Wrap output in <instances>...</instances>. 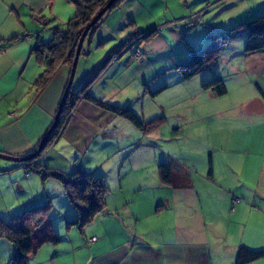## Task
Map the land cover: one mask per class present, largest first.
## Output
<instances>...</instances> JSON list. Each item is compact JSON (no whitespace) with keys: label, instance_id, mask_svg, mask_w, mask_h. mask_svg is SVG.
Here are the masks:
<instances>
[{"label":"crops","instance_id":"1","mask_svg":"<svg viewBox=\"0 0 264 264\" xmlns=\"http://www.w3.org/2000/svg\"><path fill=\"white\" fill-rule=\"evenodd\" d=\"M257 1L124 0L104 15L80 55L72 94L107 61L85 93L149 122L159 117H143L137 105L145 95L155 98L167 88L151 91L153 75L176 72L180 86L187 84L186 94L199 89L178 114L182 124H172L165 138L162 131L170 117H162L163 126L144 135L121 116L84 99V93L63 128L36 155L71 71V65L60 64L46 84L37 83L48 63L61 56L59 51L34 50L52 37L41 21L47 16L51 27H60L75 10L68 0H0V154L27 159H0V217L12 219L33 205L65 196L62 184L45 173L69 177L83 170L108 188L104 213L81 230L66 228L76 211L65 199L61 208L52 204L57 211L51 210L44 227L60 242L38 248L29 264H235L240 248L264 254V50L233 49L235 39L246 41V31L240 29L201 73L183 81L175 70L195 52L196 42L180 46L186 33L200 27L211 33L208 40L247 24L264 14V8L258 9L264 3L255 6ZM227 9L231 11L223 20L205 24L209 12L219 16ZM140 34L152 37L120 49ZM153 58L164 62L156 66ZM214 78L223 82V96L199 87ZM199 94L205 96L201 104ZM198 107L204 115L192 120L204 127L207 123L214 147L196 143L199 127L190 130L195 138L187 140L189 147L176 152L174 131L181 132ZM160 140H170L171 146L161 150ZM163 164L170 165L169 185L159 178ZM92 238L97 240L90 242ZM11 255V243L0 238V264H7ZM248 264H264V255Z\"/></svg>","mask_w":264,"mask_h":264},{"label":"trees","instance_id":"2","mask_svg":"<svg viewBox=\"0 0 264 264\" xmlns=\"http://www.w3.org/2000/svg\"><path fill=\"white\" fill-rule=\"evenodd\" d=\"M68 1L74 7V17L63 26L47 29L52 33L51 39L47 42H38L37 47L34 48V50L42 49L43 51L50 53L54 51L61 52V56L57 63H48V68L39 77L37 83L40 85L46 84L47 80L54 74L60 64L64 63L72 66L81 34L88 23L99 13V11H101V9H103L109 0ZM123 1L124 0H116L106 13L118 8ZM104 15L90 29L84 38L80 52L81 56L85 52V48H88V42ZM240 29L246 31L245 52L256 53L264 50V14H262L247 24L233 28L230 33L210 37L209 44L199 52L195 53L192 51L190 59L184 64L177 65L175 69L178 71L181 79L187 81L216 62L224 46L229 40L235 37V34ZM151 37L152 34L136 35L128 40L122 47H120V49L123 50L130 47L135 40L138 43L140 39L147 41ZM15 40L17 39H13V41ZM110 57L113 58L115 55L111 54ZM134 58H138V53L134 55ZM107 63V61H104L96 70V74L103 70ZM94 74L87 79L79 93L70 94L68 92L57 125L50 134L45 146L55 138L56 133L66 124L72 110L77 104V101L81 98L80 96L86 92L95 80L96 74ZM201 87L203 90L212 91L217 96H223L226 94L225 86L218 78L210 79ZM83 98L94 102L98 107L106 111L121 116L144 135L159 130L165 123V119L162 117L155 118L149 122H144L139 119L132 110L97 102L93 100L88 93H85ZM169 167L170 165L163 164L158 168L160 181L164 185H169L171 182L172 175ZM45 176L62 184L65 197L69 200L76 211V217L66 223L67 229L76 228L81 230L83 227L91 223L95 217L104 213L106 208L105 196L108 193V188L102 180L96 177L93 173L78 170L69 177H65L56 172L45 173L44 177ZM47 205L49 204L35 205L29 209H25L21 214L14 216L8 221V223L0 220V238L9 241L12 245V255L7 264H29L30 257L38 250V248L46 244L57 245L60 242V237L58 235L41 225L44 222L46 217L45 214L49 209ZM263 255V252H253L245 248H240L235 264H248L258 260Z\"/></svg>","mask_w":264,"mask_h":264},{"label":"rangeland","instance_id":"3","mask_svg":"<svg viewBox=\"0 0 264 264\" xmlns=\"http://www.w3.org/2000/svg\"><path fill=\"white\" fill-rule=\"evenodd\" d=\"M254 1H256V0H254ZM263 3H264V0H258L257 2L254 3V5L258 6V5L263 4ZM259 8H261V9L264 8V4L259 6L258 9ZM230 11L231 10L227 9L225 12H223L219 16H213L211 12H209V13L207 12L208 14L205 16L204 22L206 25L210 24V22H213V23L214 22H220L221 20H223L225 18L227 13H229ZM263 12H264V10H263ZM44 13L47 14L48 12L46 11ZM216 17H217V19H216ZM41 22H43L41 25H44V28L50 29L48 27L52 26V20L50 19V17H47V16L44 17L43 21H41ZM200 24L201 25L203 24L202 20H201ZM202 26L204 28V25H202ZM234 28H236V27H234ZM232 29L228 28L227 30H225L226 31L225 33H230V31ZM192 31H193V33L191 35H189V33ZM190 32H188L184 35L183 43L180 44V46L182 47V45H185L188 43L190 44L192 42H196L195 43L196 45L193 47V48H195L194 49L195 53L199 52L201 50V48L202 49L204 48L205 43L210 41V37L217 36V34L210 35L209 39L207 40L206 39L207 36L211 33L208 31L203 32L202 28H200V27H197L195 30H191ZM225 33H222V34H225ZM244 47H245V41L243 38H237L234 40L233 49H238L241 51ZM131 51L134 52L135 48L132 49ZM130 54L131 53L128 52L126 55L128 58L131 59ZM133 54L135 55L136 53L134 52ZM176 55H177V50H176ZM167 56H169L171 58L170 54ZM151 60L156 61V62H154V64L158 62L159 65L161 64V62H164V60L161 58H153ZM175 60H178V59L175 58ZM180 63H178V64H180ZM158 64H155V65L157 66ZM77 66H78V62H77L76 68H77ZM175 67L176 66H174L173 68H175ZM217 67L218 68L221 67V64H218ZM75 72H76V69H75ZM208 72H209V70H206V73H208ZM153 76H155V77H153L154 84L152 86L153 89L151 91H154L157 88H161V86H163V85H166L167 88L165 90L162 89L164 91H162V93H160V95H158V97H155V98H149V94L145 95V99H144L143 103L138 104L137 108L140 110L139 113L143 114L142 115L143 117H144V113L146 114V116H149L150 114H153V115L156 114V117H170L168 125L165 126L163 131H162L163 135L165 137V136L170 135L171 130L173 128L172 124H174V123L175 124H178V123L182 124V120L178 119V114L182 109L186 110L185 105H187V99H188L187 97L189 96L190 99L195 97L197 92L199 91V89H197V92L191 91L189 94H186V92L189 91V89L186 87L187 84H185L184 86H180L183 84H179L180 78L176 72H170L169 71L167 73H158V75L154 74ZM74 77H75V73H74ZM74 77H73V79H74ZM72 83H73V80H72ZM200 83H199V87H201ZM74 85H76V82H74L73 85L71 84L70 89H69L70 94H72L74 92L73 91ZM143 92H145V91L143 90ZM204 99H205V96L203 94H199L198 100H199L200 104L202 103V101ZM175 105H176V107H175ZM203 115H204L203 107H198L197 110H192L191 117H187L188 119H185L186 121H185V125L183 127V130L181 132L174 131L175 135H174V139H173V148L176 152L182 148H188L189 147L187 144V140L190 137L195 138L193 135H190L189 132H190V130L198 129L199 127H200L199 129L201 130V132H200V137L198 139L196 138V143L199 144V142H202L207 149L214 147V138H213V135H211V133L209 132V128H208L207 123L205 124L206 127H204V125L201 124L200 122H194L192 120V117H203ZM173 117H176V118H173ZM165 138H167V137H165ZM158 144H159V148L163 151H166L168 149L167 147L171 146L170 140H169V142L160 140L159 143H157V146H158ZM0 163H2L1 160H0ZM3 163H6V162H3ZM253 163H256V161ZM63 199H65V201H67L70 204V206L73 207L71 205V203L69 202V200L65 196L57 197L52 201H50V200L45 201V202H47V204H49V205H47L49 207V209L47 210V212L45 214L46 217H45L44 222L41 224L42 226H44L46 224H47V226L49 225L51 219L48 216H49L51 210H53V211L56 210L53 208V205H55L56 208L57 207L61 208V206H62L61 201ZM44 204H46V203H44ZM33 206H35V205H33ZM54 217H55V215L52 214L51 218L53 219ZM0 220L8 223V221H10L11 219H9V218L2 219L0 217Z\"/></svg>","mask_w":264,"mask_h":264},{"label":"water","instance_id":"4","mask_svg":"<svg viewBox=\"0 0 264 264\" xmlns=\"http://www.w3.org/2000/svg\"><path fill=\"white\" fill-rule=\"evenodd\" d=\"M115 2H116V0H109L108 3L103 7V9H101V11H99V13L88 23V25L85 27L83 33L81 34V37H80V39L78 41L77 49H76V52H75V57H74V60H73L72 66H71V71H70V74H69L67 87H66V89H65V91H64V93L62 95V99H61V102H60V105H59V108H58L57 115L55 116V120H54L53 124L51 125L49 131L46 133L44 139L41 141V144H40V146L38 148V151H37L36 155L41 153V151L44 148L47 140L50 137V134L54 130L55 126L57 125V122L59 120V116H60V114L62 112V109H63V105H64V102H65V99H66V97L68 95L70 86L72 84V80H73V77H74L76 65H77V62H78V59H79V56H80V52H81V48H82V44H83L84 38L86 37V35L90 31V29L101 19V17L107 12V10ZM0 159L7 160V161H12V162H24L25 160H27V159L12 158V157H9V156H6V155H1V154H0Z\"/></svg>","mask_w":264,"mask_h":264},{"label":"built area","instance_id":"5","mask_svg":"<svg viewBox=\"0 0 264 264\" xmlns=\"http://www.w3.org/2000/svg\"><path fill=\"white\" fill-rule=\"evenodd\" d=\"M137 53V52H136ZM97 239L96 238H92L91 240H90V242H95Z\"/></svg>","mask_w":264,"mask_h":264}]
</instances>
